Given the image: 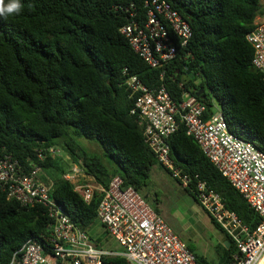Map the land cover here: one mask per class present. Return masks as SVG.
Here are the masks:
<instances>
[{
	"label": "trees",
	"instance_id": "1",
	"mask_svg": "<svg viewBox=\"0 0 264 264\" xmlns=\"http://www.w3.org/2000/svg\"><path fill=\"white\" fill-rule=\"evenodd\" d=\"M165 1L193 31L188 46L166 68L170 93L179 102L180 84L193 96L203 89L205 100L197 99L205 117L221 112L232 133L264 152V76L253 68L254 50L246 41L257 18L264 17L260 0ZM7 3L0 0V7ZM134 13L143 24V0H22L19 15L0 16V158L9 155L25 168L40 167V179L53 182L52 198L100 249L102 243L92 236L95 226L110 238L97 220L101 197L95 194L86 203L63 179L70 166L48 150L61 146L104 188L120 177L123 188L132 187L147 203L152 169L172 175L144 143V123L132 114L134 101L125 86V69L150 88L163 73L147 66L121 35ZM82 140L99 150L90 152ZM168 144L175 166L193 183L197 176L219 193L249 228L260 223L183 126ZM191 188L185 191L199 205ZM50 225L42 206L23 207L0 190V264H10L30 238L49 236ZM225 237L229 246L218 264H231L236 253ZM196 257L199 264H213ZM106 264L127 261L112 258Z\"/></svg>",
	"mask_w": 264,
	"mask_h": 264
},
{
	"label": "built area",
	"instance_id": "2",
	"mask_svg": "<svg viewBox=\"0 0 264 264\" xmlns=\"http://www.w3.org/2000/svg\"><path fill=\"white\" fill-rule=\"evenodd\" d=\"M143 1L145 22L142 24L134 13L120 32L147 66L163 71L159 84L150 88L124 70L125 86L134 101L132 114L144 123V143L184 189L192 190L194 186L199 206L236 249L231 264H261L264 262V152L232 133L221 112L205 117V106L185 91L183 84L179 85L183 91L181 100L174 99L164 75L179 49L187 47L192 40L193 31L165 0ZM246 41L254 50L253 68L264 76V20H256ZM180 126L259 217L260 223L255 228L246 226L227 208L222 196L204 181L196 176L193 183L189 174L175 166L168 139ZM48 152L60 156V150L55 147ZM40 159L44 160V156ZM73 165L63 179L74 185L75 192L86 203L95 194L101 197L97 220L123 252L96 246L52 198L53 182L46 184L40 179V167L25 168L12 156L5 155L0 158V190L23 207L42 206L51 221L49 236L27 240L10 264H106L112 258H123L127 264H199L196 254L145 199L132 187L123 188L120 177L104 188L85 173L81 161Z\"/></svg>",
	"mask_w": 264,
	"mask_h": 264
},
{
	"label": "rangeland",
	"instance_id": "3",
	"mask_svg": "<svg viewBox=\"0 0 264 264\" xmlns=\"http://www.w3.org/2000/svg\"><path fill=\"white\" fill-rule=\"evenodd\" d=\"M260 3L264 9V0H260ZM263 20L264 17L257 18V21ZM81 143L92 153L99 150L97 146L86 140H82ZM56 149L60 150L58 158L70 166L68 171L74 166V163L61 146ZM148 193L150 194L148 196L149 205L157 207L160 216L195 254L213 264L222 261L225 249L228 247L225 234L215 226L208 214L172 175L158 166L154 167L151 172L150 184L144 194ZM92 236L95 241L99 240L102 243L105 250L123 252L115 239L106 237L100 224L95 226Z\"/></svg>",
	"mask_w": 264,
	"mask_h": 264
},
{
	"label": "clouds",
	"instance_id": "4",
	"mask_svg": "<svg viewBox=\"0 0 264 264\" xmlns=\"http://www.w3.org/2000/svg\"><path fill=\"white\" fill-rule=\"evenodd\" d=\"M22 11V0H9L4 7H0V16L19 15Z\"/></svg>",
	"mask_w": 264,
	"mask_h": 264
},
{
	"label": "water",
	"instance_id": "5",
	"mask_svg": "<svg viewBox=\"0 0 264 264\" xmlns=\"http://www.w3.org/2000/svg\"><path fill=\"white\" fill-rule=\"evenodd\" d=\"M203 93H204V90L201 89L199 92L196 93V97H197V98H201L202 100H205V97L202 96ZM228 246H229V245H228ZM262 264H264V262H263Z\"/></svg>",
	"mask_w": 264,
	"mask_h": 264
},
{
	"label": "flooded vegetation",
	"instance_id": "6",
	"mask_svg": "<svg viewBox=\"0 0 264 264\" xmlns=\"http://www.w3.org/2000/svg\"><path fill=\"white\" fill-rule=\"evenodd\" d=\"M205 97V96H204ZM206 98V97H205Z\"/></svg>",
	"mask_w": 264,
	"mask_h": 264
},
{
	"label": "bare ground",
	"instance_id": "7",
	"mask_svg": "<svg viewBox=\"0 0 264 264\" xmlns=\"http://www.w3.org/2000/svg\"><path fill=\"white\" fill-rule=\"evenodd\" d=\"M262 264V263H261Z\"/></svg>",
	"mask_w": 264,
	"mask_h": 264
}]
</instances>
